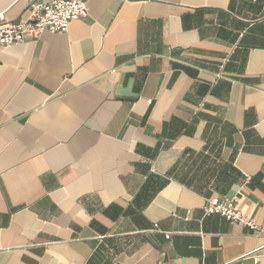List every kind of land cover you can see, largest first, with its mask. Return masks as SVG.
<instances>
[{
	"label": "crops",
	"instance_id": "0c3cea01",
	"mask_svg": "<svg viewBox=\"0 0 264 264\" xmlns=\"http://www.w3.org/2000/svg\"><path fill=\"white\" fill-rule=\"evenodd\" d=\"M88 6L0 48V264H264V0Z\"/></svg>",
	"mask_w": 264,
	"mask_h": 264
},
{
	"label": "built area",
	"instance_id": "2783aa9c",
	"mask_svg": "<svg viewBox=\"0 0 264 264\" xmlns=\"http://www.w3.org/2000/svg\"><path fill=\"white\" fill-rule=\"evenodd\" d=\"M88 2L89 0L33 1L27 9L26 18L0 25V48L20 46L29 37L39 39L45 32H68L73 22L88 16ZM204 212L206 216L217 214L229 223H242L251 230H259L258 225L242 213L238 196L209 199ZM166 238H170V234ZM255 261H258V257H255Z\"/></svg>",
	"mask_w": 264,
	"mask_h": 264
}]
</instances>
